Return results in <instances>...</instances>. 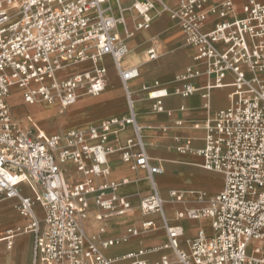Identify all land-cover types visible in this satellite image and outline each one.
Instances as JSON below:
<instances>
[{"label":"built area","instance_id":"built-area-1","mask_svg":"<svg viewBox=\"0 0 264 264\" xmlns=\"http://www.w3.org/2000/svg\"><path fill=\"white\" fill-rule=\"evenodd\" d=\"M209 1L176 0L171 5L167 0H129L124 6L121 0H0V203L15 199L14 209L29 220L24 228L1 233L0 246L11 249L16 236L29 232L31 264H116L103 249L156 229L154 221H143L140 227H127L122 236L100 239L84 227L91 204L100 210L98 220L123 216L133 208L117 192L129 181L107 180L108 156L116 150L109 138L130 126L133 136L120 148L121 160L144 171L151 192L138 208L143 215L158 213L167 236L152 250L169 249L179 264H264V0H241V15L233 0H216L208 7ZM126 10L133 12L129 19ZM161 13L180 27L185 43L196 49L194 60L205 65L204 70L190 66L177 75L182 82L177 93H195L191 79L202 73L213 78L204 91L232 90L229 106L204 120L205 145L195 151L203 156L205 169L221 174L223 186L202 208L177 213L180 218H208L210 233L198 230L186 240L185 249L179 246L182 227L164 216V200L154 180L163 167L148 154L134 108L128 82L138 76V69L121 65L129 39ZM210 15L220 20L205 31ZM147 53L158 57L152 48ZM106 58L121 80L126 114L49 135L30 115L21 121L10 112L13 89L25 104L40 101L60 110L80 95L100 94L106 84ZM71 65L88 66L62 74ZM143 89L154 100L152 110L164 112L166 88L154 82ZM202 96L208 98V92ZM189 149V141L179 147L182 152ZM168 195L174 202L184 200L176 190ZM103 230L101 226L99 232ZM146 253L139 249L119 259L148 264L142 259ZM170 262L163 255L151 264Z\"/></svg>","mask_w":264,"mask_h":264},{"label":"crops","instance_id":"crops-1","mask_svg":"<svg viewBox=\"0 0 264 264\" xmlns=\"http://www.w3.org/2000/svg\"><path fill=\"white\" fill-rule=\"evenodd\" d=\"M175 1L167 0L171 5L176 4ZM215 1L210 0L208 7ZM233 1L236 3L237 14L241 15L243 2L241 0ZM121 3L126 6L129 0H121ZM132 13V11L126 10V18L129 19ZM217 20L220 19L216 15H210L203 29L205 31L212 29ZM128 47L129 52L122 60L121 65L123 68L135 66L138 69V76L128 82L135 99L134 108L137 112L138 122L143 128L142 134L148 154L159 161L163 167V172L155 174L154 180L157 183L159 194L164 200V216L167 217L170 224L182 227L183 235L179 238V246L185 249L186 240L195 236L198 230L203 229L206 233H210L208 218L191 219L187 216L180 218L177 213L184 212L187 208H202L212 196L219 193L223 186L224 179L221 174L205 169L202 166L203 156L198 155L195 151L205 145V129L202 126L204 120L217 110L229 106V95L232 90L230 87H216L204 91V87L213 78L202 73L191 79V83L196 89L195 93L189 96L177 93L176 90L181 88L182 82L177 81L176 76L187 67L192 66L204 70L205 65L194 60L196 49L185 43L180 27L166 13L154 17L149 28L137 31L129 39ZM150 48L154 50L157 58L149 57L147 50ZM105 65L107 78L104 90L98 95H83L84 98H78L74 104L67 107L70 113L58 116L54 112H61L66 108L60 110L58 105L43 103L46 110L51 113L48 115V119L54 122L53 127H48L44 120H39L26 110L22 118L26 119L27 115H30L29 117L35 124L41 121L37 126L38 129L51 135L73 129H84L113 116L126 114L125 94L119 75H117L110 58L105 59ZM87 66L82 65V68ZM62 74L66 75V73ZM231 79L232 77L228 76L226 80L231 81ZM154 82L158 83V87L166 88L168 92V95L162 98L164 112L152 110L154 100L148 99V92L143 89L145 84L153 86ZM204 92H208V98L202 96ZM14 94L20 95V92L13 89L10 96ZM21 103L24 106L28 105L22 101V95H20ZM181 106L184 107V110L180 109ZM14 118L16 119V117ZM178 121L181 124L178 125ZM164 128L166 129L163 130ZM132 136L133 129L130 126H126L125 129L110 136L109 142L116 147V150L108 156L111 171L107 180L120 181L126 178L129 181L127 184H121L117 192L132 202L133 208L123 216L98 220L95 215L100 210L96 205L91 204L84 223L85 230L90 235H99L100 239H111L122 236L127 227L131 225L140 227L143 221L152 220L157 225L156 229L132 236L126 243L103 249V253L114 259L115 257H112L111 253L117 254V257L120 258L127 253L142 249L148 252L142 256V259H145L148 264L163 255L170 256V264H179L169 249L152 250L162 246L167 241V236L160 227L162 218L158 213L143 215L138 208L141 198L151 192L144 171L133 170L129 164L121 160L120 148L124 147L125 141ZM185 141H189L190 149L182 152L179 147ZM97 181L101 182L102 178ZM170 190L181 192L184 200L174 202L168 195ZM6 200L16 203L15 199ZM37 212H40L38 208ZM19 220L26 221L25 224L29 221L20 215ZM101 226H104L103 232H99ZM32 238L29 232L16 236L14 247L7 250L3 248L5 252L9 251V254L0 264H31ZM22 251L26 256L19 262ZM147 257H151V259L148 260ZM122 261L128 264V261ZM116 264L118 263L116 262Z\"/></svg>","mask_w":264,"mask_h":264},{"label":"rangeland","instance_id":"rangeland-1","mask_svg":"<svg viewBox=\"0 0 264 264\" xmlns=\"http://www.w3.org/2000/svg\"><path fill=\"white\" fill-rule=\"evenodd\" d=\"M82 68V65H71L67 68H65L63 70V73H66V75L68 74H72L75 71H78ZM84 98L83 95H80L79 97ZM23 101V99H22ZM8 104L10 106V112L13 114L14 117H16L17 120H23L24 118H22L25 110L29 113H31L32 115H35L36 118H38L39 120L42 119L46 122V124L48 125V127H53L54 126V122L50 121V119H48V115H50L51 113L48 112V110H46V107L44 106V104L42 102L39 101V103H34V104H28V105H22V103L20 104V95L14 94L11 95L8 98ZM25 107V108H24ZM56 115L58 114V116L60 115H65L70 113L68 108H66L65 110L61 111V112H54ZM22 118V119H20ZM41 123V121H38V123H36V126H39ZM14 202L11 200H6L3 201L0 204V232H3L4 230H7V228H15L20 226L21 228L25 227V223L21 222L19 220V214L16 212V210L13 207ZM14 247V246H13ZM0 262L4 261L7 258V254H9V251L5 252L3 250L6 249L5 245L2 244L0 246ZM22 249V248H21ZM7 250V249H6ZM22 254H20V258H19V262L20 260H24V257L26 256L24 253V251L21 252ZM112 257H115L117 259V263L118 264H127V262H124L122 260L119 259V257H117L118 255L115 253H111L110 254ZM148 260L151 259V257H147Z\"/></svg>","mask_w":264,"mask_h":264},{"label":"bare ground","instance_id":"bare-ground-1","mask_svg":"<svg viewBox=\"0 0 264 264\" xmlns=\"http://www.w3.org/2000/svg\"><path fill=\"white\" fill-rule=\"evenodd\" d=\"M2 240V239H1Z\"/></svg>","mask_w":264,"mask_h":264}]
</instances>
